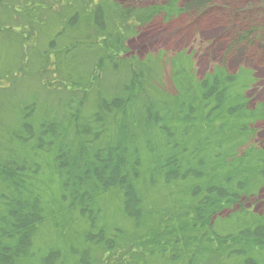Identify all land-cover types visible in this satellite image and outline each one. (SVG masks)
<instances>
[{
	"label": "trees",
	"instance_id": "1",
	"mask_svg": "<svg viewBox=\"0 0 264 264\" xmlns=\"http://www.w3.org/2000/svg\"><path fill=\"white\" fill-rule=\"evenodd\" d=\"M217 1L0 0V264H264L253 71L128 47Z\"/></svg>",
	"mask_w": 264,
	"mask_h": 264
},
{
	"label": "rangeland",
	"instance_id": "2",
	"mask_svg": "<svg viewBox=\"0 0 264 264\" xmlns=\"http://www.w3.org/2000/svg\"><path fill=\"white\" fill-rule=\"evenodd\" d=\"M124 5H147L169 0H118ZM251 32V41L237 40ZM132 55L145 57L160 50L192 54L199 76L222 62L237 72L251 69L256 81L247 91L250 106L264 107V0H218L203 16L182 15L171 21L158 17L128 41ZM256 143L264 148V120L256 124ZM247 206L264 212V189Z\"/></svg>",
	"mask_w": 264,
	"mask_h": 264
},
{
	"label": "bare ground",
	"instance_id": "3",
	"mask_svg": "<svg viewBox=\"0 0 264 264\" xmlns=\"http://www.w3.org/2000/svg\"><path fill=\"white\" fill-rule=\"evenodd\" d=\"M117 1H118V0H117ZM118 2H119V1H118ZM148 25H149V24H148ZM146 26H147V25H146ZM239 37H243V35L240 34ZM239 37L237 38V40H239ZM237 40L235 41V44H236V45L239 44V41H241V42L243 41V40H239V41H237ZM246 205H247V204H246Z\"/></svg>",
	"mask_w": 264,
	"mask_h": 264
}]
</instances>
